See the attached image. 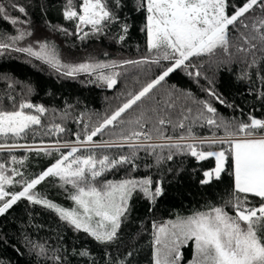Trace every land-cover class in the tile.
I'll return each mask as SVG.
<instances>
[{"label":"snow or ice","instance_id":"obj_1","mask_svg":"<svg viewBox=\"0 0 264 264\" xmlns=\"http://www.w3.org/2000/svg\"><path fill=\"white\" fill-rule=\"evenodd\" d=\"M131 2L134 11L143 13L146 54L124 60L90 57L78 63L65 61L54 43L35 36L25 4L0 2V22H7L14 30L0 33V57L22 54L28 62L37 61L62 78L86 76L89 82L107 89L119 83L129 66L157 69L98 123L79 119L81 129L71 133V139H62L68 129L55 119L44 122L48 109L43 105L26 98L17 100L12 94L0 99V217L22 200L42 206L93 241L104 252L103 264H131L130 259L114 261L108 249L120 239L133 198L146 200L151 212L165 196L162 166L166 162L176 156H190L197 162L213 159L214 167L203 170L198 183L212 185L227 175L231 177L230 193L221 204L206 203L188 215L153 219L151 264H264V119L251 113L247 120L235 122L219 118L211 101L233 105L216 91L214 78L210 80L202 71L206 64L217 68L240 65L239 80L255 83L258 78L257 96L264 107V0ZM128 7V0H64L61 15L65 24L49 21L46 27L81 42L115 33L111 38L123 43L130 29L124 11ZM177 72L198 85L201 79L207 81L209 86L203 90L211 101L199 100L175 86H170L162 101L157 91ZM29 94L31 88L24 95ZM180 100L196 104L195 114L187 104H178ZM197 124L222 129L223 135L197 136L193 131ZM37 137L55 139L35 143ZM29 139L34 142L28 143ZM18 150L55 156L44 170L28 177L16 166L24 161L11 155ZM141 152L153 157L154 163L146 167L161 173L156 179L133 175L140 168L137 161ZM120 173L124 174L119 179L109 178ZM50 178L59 182L71 207H62L39 193L38 186ZM27 242L37 256L65 264L61 249H53L49 255L45 244ZM186 248H190V259H186ZM72 254L81 257L84 264H100L87 247L73 249Z\"/></svg>","mask_w":264,"mask_h":264},{"label":"trees","instance_id":"obj_2","mask_svg":"<svg viewBox=\"0 0 264 264\" xmlns=\"http://www.w3.org/2000/svg\"><path fill=\"white\" fill-rule=\"evenodd\" d=\"M17 2L27 6L29 18L35 28V36L47 38L54 43L65 61L78 63L90 57L97 60L138 59L146 54V36L141 31L144 23L143 13L133 10L131 0H128L129 7L124 10L129 17L130 29L123 43H117L111 38L115 33L81 42L73 37L65 38L59 33L51 32L46 27L47 22L65 24L61 15L64 0H17ZM13 31L7 22H0V33ZM28 61L29 58L18 53L0 57V99L12 94L18 100V93L24 95L31 88V94L25 96L32 103L43 105L48 109L44 122L48 123L55 119L56 123H61L68 129V133L63 135L62 139H71V133L80 131L81 125H78L77 121L81 118L84 123L91 124L104 119L127 99L129 92L139 90L157 72L155 66L151 68L145 66L143 69L129 66L126 74L120 77L119 83L113 89H107L89 82L86 76L65 79L37 61L31 63ZM202 71L210 80L214 78L216 91L233 107L211 101L203 90L204 87L209 86L208 82L201 79L198 85L182 72L172 74L163 88L157 91V96L162 101L165 100L170 86H175L177 89L190 92L199 100H210L217 108L218 117L225 121L247 120L249 113L264 119V107L257 96L260 88L258 78L255 79V83L239 80L241 66L237 64L222 65L219 68L215 64H206ZM9 83L12 84V88L8 87ZM178 104H187L193 109V114L198 107L192 101L180 100ZM240 109L243 111L241 112ZM65 113H67L66 118ZM193 131L197 136H211L213 132L223 135L222 129H210L206 125L201 127L197 124L193 127ZM103 138L107 139L108 136L105 135ZM41 139L45 143H51L55 138L37 137L35 143H39ZM27 142L34 141L29 139ZM2 155L6 157L8 154ZM11 155L24 161L22 166H16L26 176L31 177L49 166L53 162L55 153L46 156L43 153L37 155L35 152L18 150ZM139 155L141 159L137 162L140 168L133 175L137 177L151 175L156 179L161 173L155 167H146L154 163L153 157L143 152ZM211 167H214L213 159L197 162L190 156H176L173 161L166 162L162 166L165 196L157 202L151 212L146 200L140 197L133 198L129 218L120 230V239L108 249L111 258L114 261L130 259L131 264H151L153 219L167 220L178 214L188 215L198 208H203L206 203L221 204L231 191L230 176L224 175L221 181L208 186H201L198 183L202 171ZM168 168H171L172 172L166 171ZM177 172L179 175H176ZM123 174L109 178L119 179ZM9 190L18 189L9 188ZM37 190L42 196L62 207L72 206L71 201L66 199L63 188L55 179L46 180ZM29 239L45 244L49 248V255L51 250L61 249L60 254L65 257V264H84L83 259L73 255L72 252L73 249L79 250L85 247L91 250L92 256L100 264H103L101 257L104 256V252L93 241L86 239L83 233L74 232L50 210L42 206L30 205L22 200L10 210L9 214L0 217V261L3 264H53L52 260L37 256L30 249L27 242ZM129 251L133 253L131 257L126 255ZM184 251L186 259H190V248Z\"/></svg>","mask_w":264,"mask_h":264},{"label":"rangeland","instance_id":"obj_3","mask_svg":"<svg viewBox=\"0 0 264 264\" xmlns=\"http://www.w3.org/2000/svg\"><path fill=\"white\" fill-rule=\"evenodd\" d=\"M21 98H26V99H28V97H26L25 95H22V94L18 93V100L21 99Z\"/></svg>","mask_w":264,"mask_h":264},{"label":"built area","instance_id":"obj_4","mask_svg":"<svg viewBox=\"0 0 264 264\" xmlns=\"http://www.w3.org/2000/svg\"><path fill=\"white\" fill-rule=\"evenodd\" d=\"M78 125H80L78 122H77Z\"/></svg>","mask_w":264,"mask_h":264}]
</instances>
